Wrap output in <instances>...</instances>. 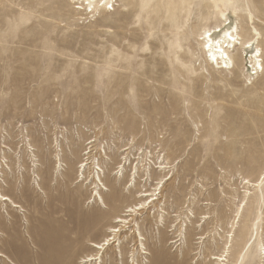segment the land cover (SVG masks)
<instances>
[{
    "label": "rangeland",
    "instance_id": "obj_1",
    "mask_svg": "<svg viewBox=\"0 0 264 264\" xmlns=\"http://www.w3.org/2000/svg\"><path fill=\"white\" fill-rule=\"evenodd\" d=\"M81 2L0 0V264H214L226 247L230 264L264 218V0L234 15L220 0ZM233 29L262 47L258 73L239 49L232 70L207 61L204 41ZM98 168L119 210L159 194L96 255L114 225L90 199Z\"/></svg>",
    "mask_w": 264,
    "mask_h": 264
},
{
    "label": "bare ground",
    "instance_id": "obj_2",
    "mask_svg": "<svg viewBox=\"0 0 264 264\" xmlns=\"http://www.w3.org/2000/svg\"><path fill=\"white\" fill-rule=\"evenodd\" d=\"M82 1L81 5H87V7L91 8V11H96L97 9H105L107 8L109 4V0H79ZM103 6V7H102ZM231 35L235 37V39H230L228 35H226L222 42L220 43H215L214 39L207 38L206 41L203 43V51L205 54V57L209 63H216L215 66L218 68L225 70L229 69L232 70L234 69L237 64H238V56H234L233 52L237 49L242 51V53H250L251 57V63L252 66L256 71L253 73H258L261 69H263V64H262V47L259 45V42H255L253 38L249 40H242L241 36L239 37L240 34H237L234 31H230ZM208 36L209 33H208ZM207 43V44H206ZM249 45H251L249 47ZM240 46V47H239ZM239 51V52H240ZM225 65H228L227 67ZM91 151V150H90ZM87 152L88 153H90ZM88 162L83 161L81 166L82 169L87 168ZM123 169V168H122ZM119 175V177L115 178L116 182H119L122 180V177L125 176L124 172H122ZM136 169V167H135ZM138 170H135V173H137ZM84 171L82 172L83 175ZM95 177L91 176V183L94 185V193L91 195V198L93 201L98 203L99 207L104 208V211L106 213H111L113 214V226H110L108 231L110 232L109 235L105 236L104 239L100 242H95L92 241L90 243V248L92 250L96 251V255H99L101 253V250L105 252L108 249H110V246L112 245L113 241L116 239L119 242V246L122 247L120 244V238L123 235L124 230L126 227L134 224V216L140 215L142 212L149 210L150 205L153 204L155 200H157V195L159 194L157 192L158 187L156 186L155 188H150L149 190H142L139 191L138 196L140 197V200L135 203V204H130L126 205L123 210H119L118 204L114 202L113 200L107 199L105 196L102 195L104 191L108 192L109 194H112L113 192L117 191L120 189V186L114 187L109 186L102 182L100 178V173H99V168H98V174H97V179L98 181L93 180ZM133 178V175H132ZM249 182V181H248ZM258 186L260 187L261 184H259L258 181ZM113 187V189H112ZM120 196L121 193L119 192ZM247 196V195H246ZM246 199V197H245ZM4 200H11L10 197L4 195ZM246 201V200H245ZM246 204L245 202H243ZM108 204V205H107ZM17 205V203L15 204ZM143 205V207H141ZM240 210V209H238ZM154 214V213H153ZM164 214L162 213L161 216ZM137 228L140 230L139 224L136 223ZM260 230H262V233H260ZM231 232V231H230ZM263 232H264V218L261 219L257 225H256V231L252 232L251 237L245 242V245L243 246L241 253L237 258L233 261L230 262V264H241L242 261H244L245 258L251 257L256 251L259 254L260 257V264H264V237H263ZM140 236H142L141 231L139 232ZM137 237V236H136ZM141 240L143 237L140 238ZM229 243H227L228 245ZM226 245V246H227ZM229 247V246H228ZM230 248V247H229ZM224 248L225 250L221 254H213L211 257L212 261L214 260V264H224L222 261H230L228 260V252L230 249ZM60 253V252H59ZM95 254H89L88 256L83 258V262H88L92 261L95 259L94 255ZM68 255H64L62 259H66ZM59 257V256H58ZM101 256H99L100 258ZM158 257L162 259L164 262L167 264H171V259H166L163 254L159 253ZM69 262L71 263L70 257H69ZM172 264H185V258H180L178 259L175 257L174 262Z\"/></svg>",
    "mask_w": 264,
    "mask_h": 264
},
{
    "label": "snow or ice",
    "instance_id": "obj_3",
    "mask_svg": "<svg viewBox=\"0 0 264 264\" xmlns=\"http://www.w3.org/2000/svg\"><path fill=\"white\" fill-rule=\"evenodd\" d=\"M220 2H222L223 7L225 9H231V10H233V15L235 14V10L238 9V7H239V4L237 3V0H220ZM191 6L192 7H196L195 0H191ZM109 7H111V5H109ZM216 8H217L218 14L221 17H223L225 20H227L228 17L226 15V13L225 12H222V11H219L220 3H217L216 4ZM230 27H231V25H230ZM232 31H235V29H233ZM226 35H228L230 39H235V37H233L231 35V33H226ZM250 46L251 45H249V47ZM225 66L227 67L228 65H225ZM249 83H251V81H249ZM141 207H143V205H141Z\"/></svg>",
    "mask_w": 264,
    "mask_h": 264
}]
</instances>
